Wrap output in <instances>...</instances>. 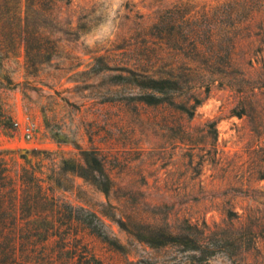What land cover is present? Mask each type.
I'll list each match as a JSON object with an SVG mask.
<instances>
[{"label": "rangeland", "instance_id": "374dc122", "mask_svg": "<svg viewBox=\"0 0 264 264\" xmlns=\"http://www.w3.org/2000/svg\"><path fill=\"white\" fill-rule=\"evenodd\" d=\"M175 7L182 41L196 25L203 42H237L234 67L224 52L222 64H206L213 51L207 44L201 52L184 44L182 72L191 66L197 79L215 81L209 93L186 94L202 99L192 119L168 104H144L148 92L128 73L158 46L153 26ZM58 15L60 50L52 62L35 71L21 49L0 66V78L10 79L0 93L11 117L0 127V151L18 159L47 152L50 168L64 158L80 161L81 150L102 152L117 189L107 197L72 176L59 195L97 213L125 247L118 253L91 239L106 264H263L264 0H71ZM137 216L151 224L153 237L188 220L214 256L205 261L204 252L138 242L118 224Z\"/></svg>", "mask_w": 264, "mask_h": 264}, {"label": "trees", "instance_id": "16d2710c", "mask_svg": "<svg viewBox=\"0 0 264 264\" xmlns=\"http://www.w3.org/2000/svg\"><path fill=\"white\" fill-rule=\"evenodd\" d=\"M70 1L0 0V66L21 49L25 52L27 66L35 71L52 62L60 50L54 39V33L62 32L58 28V11L62 4L68 5ZM190 28L189 39L182 41L180 9L175 7L166 11L153 26L160 39L158 46L136 59V69L128 73L133 77V85L148 92L142 99L144 104H168L192 119L202 99L198 94L186 99V94L203 88L209 93L215 81L197 79L191 66H187V72H182L180 53L184 44L189 43L194 52H201L199 48L207 44L213 51L206 64H222L220 53L224 52L227 66L234 67L236 61L232 52L237 42L233 39L203 42L198 39V26L191 25ZM166 50L170 55L164 54ZM5 81L10 82V79L0 78V89ZM243 115L238 113L237 116L241 118ZM9 119L0 93V127ZM13 154L0 151V264H106L91 239L115 252L125 253V247L112 239L97 213L76 207L59 195V192L70 189L72 176L92 183L107 197L117 189L99 149L81 150L80 161L64 158L54 168L45 164L51 160V154L47 152L39 153L40 157L36 159L28 154L18 159ZM258 175L259 181H263L264 169ZM234 214L228 211L230 218L236 216ZM118 224L135 240L152 248L174 245L183 247L186 252H204L205 261L214 256L205 251L209 243L200 237L199 228L188 220H185L184 227L167 228L157 237L150 236L151 224L141 217L131 218L130 223L122 218ZM253 233H250L251 243L256 246ZM262 234L264 236V228Z\"/></svg>", "mask_w": 264, "mask_h": 264}, {"label": "built area", "instance_id": "2783aa9c", "mask_svg": "<svg viewBox=\"0 0 264 264\" xmlns=\"http://www.w3.org/2000/svg\"><path fill=\"white\" fill-rule=\"evenodd\" d=\"M31 130H32V127L28 126L26 129H25V136L27 139H31L32 138V133H31Z\"/></svg>", "mask_w": 264, "mask_h": 264}]
</instances>
